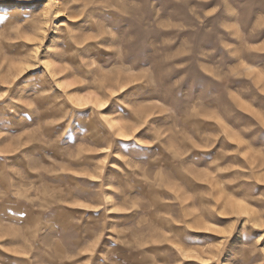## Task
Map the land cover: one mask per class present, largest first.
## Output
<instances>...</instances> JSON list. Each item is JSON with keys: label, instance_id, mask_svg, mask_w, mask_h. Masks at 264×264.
I'll return each mask as SVG.
<instances>
[{"label": "rangeland", "instance_id": "1", "mask_svg": "<svg viewBox=\"0 0 264 264\" xmlns=\"http://www.w3.org/2000/svg\"><path fill=\"white\" fill-rule=\"evenodd\" d=\"M0 235L50 264H264V0H0Z\"/></svg>", "mask_w": 264, "mask_h": 264}, {"label": "crops", "instance_id": "2", "mask_svg": "<svg viewBox=\"0 0 264 264\" xmlns=\"http://www.w3.org/2000/svg\"><path fill=\"white\" fill-rule=\"evenodd\" d=\"M1 236V235H0ZM1 238V237H0ZM23 251V250H21ZM0 259H9V263L7 262H1L0 264H50V261H44V260H39L37 259L36 261L31 260L30 257H28L27 255H4L3 257L0 256Z\"/></svg>", "mask_w": 264, "mask_h": 264}, {"label": "snow or ice", "instance_id": "3", "mask_svg": "<svg viewBox=\"0 0 264 264\" xmlns=\"http://www.w3.org/2000/svg\"><path fill=\"white\" fill-rule=\"evenodd\" d=\"M103 107V106H102ZM93 179H95V177H93ZM80 207H85L84 205H80Z\"/></svg>", "mask_w": 264, "mask_h": 264}]
</instances>
